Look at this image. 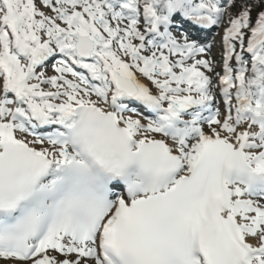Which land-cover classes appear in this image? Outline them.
Here are the masks:
<instances>
[{
    "label": "snow or ice",
    "instance_id": "snow-or-ice-1",
    "mask_svg": "<svg viewBox=\"0 0 264 264\" xmlns=\"http://www.w3.org/2000/svg\"><path fill=\"white\" fill-rule=\"evenodd\" d=\"M0 264H264V0H0Z\"/></svg>",
    "mask_w": 264,
    "mask_h": 264
},
{
    "label": "rangeland",
    "instance_id": "rangeland-1",
    "mask_svg": "<svg viewBox=\"0 0 264 264\" xmlns=\"http://www.w3.org/2000/svg\"><path fill=\"white\" fill-rule=\"evenodd\" d=\"M209 39H211V37H209ZM216 41L217 42L219 41V37L218 36L216 37ZM214 51H216V49H214Z\"/></svg>",
    "mask_w": 264,
    "mask_h": 264
}]
</instances>
